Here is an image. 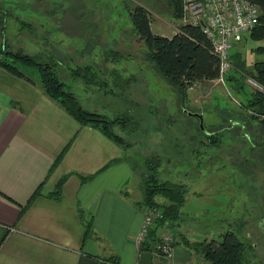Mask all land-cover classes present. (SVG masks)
Listing matches in <instances>:
<instances>
[{"label": "rangeland", "instance_id": "374dc122", "mask_svg": "<svg viewBox=\"0 0 264 264\" xmlns=\"http://www.w3.org/2000/svg\"><path fill=\"white\" fill-rule=\"evenodd\" d=\"M141 4L148 10L147 16L153 32H160L157 29L158 21L166 25L176 21L170 15L171 9L167 10V5L157 0H0V44L11 49L21 48L30 54L52 51L57 61L56 70L60 78L75 92L82 106L88 109L96 106L108 117L126 111L133 113L132 117L139 121V130H136L131 137L121 134L126 139L132 140L125 151L127 153L125 157L133 165L138 182L141 181L142 149L146 155L159 152L161 164L158 168V180L175 181L186 185L185 201L181 207L182 215L192 218L195 222L192 227H195L198 233L189 230L196 235H193L196 240H202L204 237L220 239L224 231L233 230L244 242L246 264H264V215L262 214L264 213V157L257 150L248 151L251 143L257 138L252 137L247 140L246 137L241 138L240 134L225 132L224 127L227 126L224 125V120L218 122V111L215 109V113L201 112L203 125L207 130L221 129L220 132H223L219 143L210 148L203 147L207 140L196 127L199 126L196 117H192L189 122L193 130L181 127L185 131L182 133L176 129L167 130L160 126L161 121L157 116L158 112L163 114L160 107L165 103L170 108L169 104H166L167 96L173 97V92L176 96V91L173 87H169L168 90L165 79L158 77L159 73H156L155 67L145 54L144 42L137 35L135 36L130 12L136 5ZM94 6L100 9L99 21L104 24L101 37L96 39L88 34L84 35L86 33L84 10ZM179 21L181 22L180 16ZM29 22L32 25L31 31ZM23 29L24 33L21 32ZM168 30L170 33L171 28ZM113 36L116 37L114 44L121 49V54L111 60L113 56L106 52V42ZM258 45H264V38L243 36L239 47L233 46L230 50L229 68L223 79L194 80L187 87L188 106L200 109L199 107H204L206 104H212L213 107L212 101H215L214 106L227 104L228 107L236 109L234 111L241 110L240 97L244 95L243 90L234 92L232 83L236 79L228 77L237 73L238 79L235 83L237 86L241 81L246 89L255 88V85L250 83V80L254 79L245 75L244 69L242 70L244 73L241 74L240 69L236 67L240 59L235 60V55H239L243 60V68L250 67L252 61L264 59V50H257ZM129 54L135 59L132 65L135 67L132 68L134 77L132 76V82H129L124 90L120 84L118 86L116 84L122 79H127L126 76L130 74L119 70L117 65L119 62L124 65V60ZM41 58L50 59V57ZM88 63L93 65L96 77L102 80L100 87L90 83L85 84L70 74L69 68ZM15 65L31 79L39 80L37 68L23 66L20 63ZM2 73L1 77L10 75L9 72ZM14 81L18 83L17 80ZM2 85L6 88L11 86L6 83ZM17 89L24 88L20 85ZM110 90L116 91L117 95L110 93ZM147 92L150 95L147 96ZM146 99L151 107L159 106V111L153 109L156 113V115L152 113L154 117L147 114L150 106L146 104L144 107L140 106V103L145 102ZM179 100L177 96L176 102L179 103ZM130 102L136 104L132 105ZM119 105L122 108L132 107V113L128 109L123 111L124 108L118 111ZM173 110L170 108V111ZM176 111L181 113L178 108ZM251 111L249 108L246 109V113ZM184 117L181 119L186 122L187 119ZM141 127L145 130H141ZM244 131L252 136V130L246 127ZM174 133L185 144L181 143L179 146L181 151L177 152L178 155L174 152L165 153L167 146L171 148L169 139L174 137ZM160 144L162 151L156 148ZM260 207L263 208L262 211Z\"/></svg>", "mask_w": 264, "mask_h": 264}, {"label": "crops", "instance_id": "0c3cea01", "mask_svg": "<svg viewBox=\"0 0 264 264\" xmlns=\"http://www.w3.org/2000/svg\"><path fill=\"white\" fill-rule=\"evenodd\" d=\"M157 1L165 3L176 19L169 25L157 22L160 32L154 33L168 37L179 31L181 22L169 0ZM99 10L97 6L84 10V35L95 39L104 27ZM114 39L106 42L108 54L121 53ZM133 60L129 54L117 68L132 77ZM2 72L9 71L0 65ZM9 73L0 75V264H139L140 247L149 243L146 237L139 245L134 242L147 208L137 206L143 195L144 149L139 183L125 157L129 145L73 119L44 94L39 80ZM237 76L228 77L236 79L232 83L236 93ZM19 84L23 90L17 89ZM167 99L175 109L174 92ZM214 102L213 107L196 109L215 113ZM182 214L181 209L178 219L165 222L175 236L172 257L160 259L151 253L152 264L209 263L189 244L199 241L189 229L197 230L192 218Z\"/></svg>", "mask_w": 264, "mask_h": 264}, {"label": "trees", "instance_id": "16d2710c", "mask_svg": "<svg viewBox=\"0 0 264 264\" xmlns=\"http://www.w3.org/2000/svg\"><path fill=\"white\" fill-rule=\"evenodd\" d=\"M169 1L174 7V14L179 17V14H181L180 3L177 0ZM251 1L258 7V21L253 28L247 31L246 35L256 39H262L264 38V0ZM130 14L133 20L132 23L135 36L137 35L144 42L146 47L145 54H147L152 66H154L155 70L159 73L160 76L158 77L165 79L168 90L169 87H173L176 91V100L177 96L180 99L179 103L174 99L176 105L174 104L175 109L173 112L170 111V108H168L163 101L164 104L160 107L163 114L158 112L157 115L161 121L160 126L167 128V130L172 129L175 131L174 129H176L179 133L185 132L181 127H187L188 130H193L189 122H191V118L194 116L188 115L185 110L195 112L199 110L188 106L186 102L187 87L191 85L194 80H209L216 78V75H218L217 57L210 51L209 43L198 26L181 24L179 31L167 37L165 35L156 34L151 30L149 18L147 16L148 10L142 6V4L136 5ZM28 26L31 31L32 25L30 22ZM256 49L264 50V45H258ZM118 54L121 53L111 51L108 55L113 56L111 59L113 60ZM53 55L54 53L50 50L30 54L21 48L11 49L8 46L3 47V45L0 44V65L6 68L7 71L19 76H26L15 63L37 68L39 71V83L41 84L44 94L57 102V104L68 112L73 119L77 120L82 125H90L97 128L98 131L122 146L130 145L132 140L126 139L121 133L131 137L136 133L135 131L140 128L138 127L139 121L132 117L133 108L129 106L125 108L123 106V111L128 109L132 114L126 111L108 117L96 107L88 109L82 106L75 92L66 86L65 82L60 78L56 70L57 61L54 59ZM235 56V60L238 61V59H240L239 62L241 63L238 62V66L236 67L240 69L241 74L245 72V75L252 77L264 88V59L252 61L250 67L243 68V60H241L239 55ZM41 57H50V59ZM243 69L244 72L242 71ZM69 70L73 77L79 78L85 84L90 83L98 87L101 86L102 80L96 77L92 64H83V66L78 65L69 68ZM133 77L127 76V79L120 80L116 85L118 86V84H120L124 88L129 82H132ZM117 80H119V78ZM238 87L243 90L245 96L244 99H240V101H242V109L234 111L236 109L228 107L227 104L216 106L218 109V122L224 120L226 123H224V125L227 127H224V125H221V127L223 126L224 131L227 133L234 132L236 135L240 134L241 138L246 137L247 140L252 137L253 139L257 138L256 141L251 143L248 151L257 150L264 157V92L258 87L248 90L241 81H239ZM110 93L117 95V92L114 90H110ZM148 94L147 92V96ZM147 99L145 102L140 103V106L144 107L145 104L150 106L149 113L147 114L150 116L156 115L153 109L156 108V111H159V106L151 107L150 104H147ZM133 103L136 104L135 102H130V104L134 105ZM163 105H165V107ZM119 106L121 107V105ZM123 108H121V110ZM177 108L181 113L176 111ZM247 108L252 111L246 113ZM118 111H120V109ZM153 112L154 114H152ZM183 116L187 119L186 122L181 119ZM246 127L252 130V136L251 134L245 133L244 130ZM143 128L144 127H141V130H145ZM198 128L201 130V133L205 135V139L207 140V143L203 146L205 148L217 145L220 137L223 135V132H220L221 129L207 130L205 125L204 129ZM164 132L167 131L164 130ZM183 142L184 141L178 139L177 135L174 133V137L169 139L171 148L167 146L165 153L170 154V152H174L178 155L177 152L179 153L181 151L179 146ZM161 144L156 147L159 151H162ZM183 145L185 144L183 143ZM143 164L144 172L142 184L140 185L143 195L141 200L137 202V206L143 208L149 207L158 212V214L153 218L152 225L148 228L149 230L146 234L149 243L148 245H142L140 251L144 250L151 252L153 251L155 241L159 238V232L161 231L159 229L163 228L165 222L179 218L181 207L185 201L186 185L175 181L158 180V168L161 164V155L159 152L151 153L150 155L147 154ZM260 209L262 211L263 208L260 207ZM262 214L264 215L263 212ZM189 244L203 255L209 262L208 264L247 263L244 257V242L238 238L233 230L228 229L224 231L220 235V239H206L204 237L202 240L189 242Z\"/></svg>", "mask_w": 264, "mask_h": 264}, {"label": "built area", "instance_id": "2783aa9c", "mask_svg": "<svg viewBox=\"0 0 264 264\" xmlns=\"http://www.w3.org/2000/svg\"><path fill=\"white\" fill-rule=\"evenodd\" d=\"M181 5V24L198 26L207 39L210 51L218 60L217 80L229 68L230 50L247 31L258 21V7L251 0H177ZM252 85L264 91V88L254 80ZM256 87V88H257ZM158 212L147 207L141 221L139 231L135 236L137 245L146 237L148 228ZM163 225L158 240L153 245L151 253L160 259L172 257V246L175 236L168 226Z\"/></svg>", "mask_w": 264, "mask_h": 264}, {"label": "water", "instance_id": "95a60500", "mask_svg": "<svg viewBox=\"0 0 264 264\" xmlns=\"http://www.w3.org/2000/svg\"><path fill=\"white\" fill-rule=\"evenodd\" d=\"M186 113L190 116H194L199 121V126L201 129H204L203 125V115L199 111H189L185 110ZM139 264H152V254L150 251H140L139 252Z\"/></svg>", "mask_w": 264, "mask_h": 264}]
</instances>
